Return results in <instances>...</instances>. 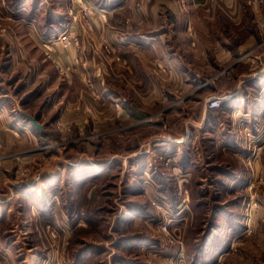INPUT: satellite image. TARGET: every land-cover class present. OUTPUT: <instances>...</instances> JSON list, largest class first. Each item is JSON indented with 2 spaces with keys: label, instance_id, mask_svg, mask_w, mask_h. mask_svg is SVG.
<instances>
[{
  "label": "rangeland",
  "instance_id": "374dc122",
  "mask_svg": "<svg viewBox=\"0 0 264 264\" xmlns=\"http://www.w3.org/2000/svg\"><path fill=\"white\" fill-rule=\"evenodd\" d=\"M0 264H264V0H0Z\"/></svg>",
  "mask_w": 264,
  "mask_h": 264
},
{
  "label": "crops",
  "instance_id": "0c3cea01",
  "mask_svg": "<svg viewBox=\"0 0 264 264\" xmlns=\"http://www.w3.org/2000/svg\"><path fill=\"white\" fill-rule=\"evenodd\" d=\"M167 12H169L170 17L175 16V9L171 8V11H167ZM143 14H144V16H146L145 10L143 11ZM169 24H170V26L173 24V19L169 20ZM146 25L147 24H145L143 22L140 29H143ZM174 26H173V30H172L173 34L175 33ZM110 28H111L110 26L105 27L104 32L110 31ZM145 36L146 35L139 34V33H136V35L135 34L128 35L127 37H125L121 40L123 47H121L120 49H129V48H133V47H134L133 49L147 48V46L150 45L151 41L148 40V37H145ZM92 38L95 41V44H99V43H96L97 42L96 39H99V37H97L96 34H92ZM84 39H86V38H84ZM87 39L89 42V37H87ZM159 39H163L162 41H164L166 38L160 37ZM173 39L179 40V37L177 35H173ZM123 51H126V50H123ZM93 61L94 60H92L90 62V65H89L88 70H87L88 72H92V73L94 72L91 69ZM96 62H100V61L95 60V63ZM169 64H170V67L173 68V73L171 74V76H177L176 75V74H178L177 71H179L183 74L184 71L185 72L189 71V69L191 67L196 66L197 68H200V66H198L199 64L194 60H191L190 64H188L191 67L190 66L184 67L183 66V64H184L183 60L180 57H169ZM211 64H214V63H211ZM108 65H109L108 66L109 70H108V73L105 74L104 78L107 77V79H109L108 82H110V84L112 85V87H110L111 88L110 90L112 91V93H114L113 95H115L117 97L118 96L121 97L122 92L120 93V91L122 88L123 89L125 88L126 91L130 94H137L138 92H141L143 90L145 91L144 88H147V87L149 88V90H153L154 88H156V86H153L151 83H149L150 82L149 80H146L145 77L140 75L139 70L142 69L141 68L142 65H140L139 61L136 62V60L134 59V56L127 55L126 57H123L120 60V62L111 61V62H108ZM186 68H187V70H185ZM144 78H145V80H144ZM233 98L234 99H232L230 102L232 104H234L238 100L242 101L244 99L243 97H237L236 95L235 96L233 95ZM122 101H123L124 105L127 107L128 104H127V101L124 97H122ZM22 114L23 113H21V115ZM34 117H36V116H34ZM36 118H38V117H36Z\"/></svg>",
  "mask_w": 264,
  "mask_h": 264
},
{
  "label": "built area",
  "instance_id": "2783aa9c",
  "mask_svg": "<svg viewBox=\"0 0 264 264\" xmlns=\"http://www.w3.org/2000/svg\"><path fill=\"white\" fill-rule=\"evenodd\" d=\"M73 10L70 9L69 13H72ZM84 19V25L88 28L92 27V20L89 19V17L86 15V12H84V15L82 16ZM52 42H58L60 46L63 49H70L71 46H77L79 44V37L75 35L72 31L71 32H63L61 34H58L56 38H52ZM50 43V41H49Z\"/></svg>",
  "mask_w": 264,
  "mask_h": 264
},
{
  "label": "water",
  "instance_id": "95a60500",
  "mask_svg": "<svg viewBox=\"0 0 264 264\" xmlns=\"http://www.w3.org/2000/svg\"><path fill=\"white\" fill-rule=\"evenodd\" d=\"M23 118H26L28 120V122H30V124L39 132L42 131L43 129V125L39 123V120L36 117L30 116L27 113H23L22 114Z\"/></svg>",
  "mask_w": 264,
  "mask_h": 264
}]
</instances>
